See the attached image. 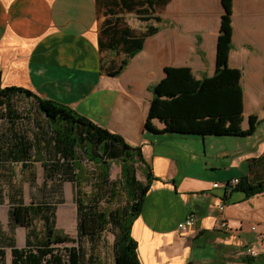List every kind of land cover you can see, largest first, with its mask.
Returning a JSON list of instances; mask_svg holds the SVG:
<instances>
[{"label": "crops", "instance_id": "1", "mask_svg": "<svg viewBox=\"0 0 264 264\" xmlns=\"http://www.w3.org/2000/svg\"><path fill=\"white\" fill-rule=\"evenodd\" d=\"M234 3L229 65L243 71V128L253 115L261 122L251 136L216 139L155 135L145 124L149 87L167 67H190L197 78L215 74L222 0H171L157 13L161 30L119 77L101 72L102 57L113 55L100 50L108 16L97 0H0L2 88H24L68 105L132 147L141 146L152 165L156 179L132 230L142 264H264V193L249 198L236 189L239 184L214 187L234 179L264 181V0ZM123 16L138 32L146 29L135 14ZM191 212L198 216L196 227L180 230ZM223 219L230 231L220 228ZM246 248L259 255L246 258Z\"/></svg>", "mask_w": 264, "mask_h": 264}, {"label": "trees", "instance_id": "2", "mask_svg": "<svg viewBox=\"0 0 264 264\" xmlns=\"http://www.w3.org/2000/svg\"><path fill=\"white\" fill-rule=\"evenodd\" d=\"M99 11L108 16L101 31V53H110L101 60V72L119 77L132 59L143 50L148 37L157 34L163 23L161 14L171 0H97ZM218 39L217 69L213 76L197 78L190 67H167L165 77L149 87L153 95L145 124L147 133L199 137H248L255 133L259 116L250 117V126L243 128V71L231 68L229 59L234 49V0H222ZM135 14L147 27L138 32L125 20ZM202 39L198 38V51ZM24 97L32 101L38 112L49 120L53 165L41 158L48 179L59 178L74 187L78 236L72 238L56 228L57 207L48 200L26 204L23 197H11L9 219L11 229L27 230L26 246L0 229V264L6 262V248L11 249L12 264H142L139 244L132 236L133 225L140 217L145 199L156 179L145 159L141 146L132 147L119 134L110 132L66 104L42 99L19 87L0 85V117L17 118L14 100ZM4 109V113L2 112ZM159 121L163 128H159ZM40 152V151H39ZM38 152V153H39ZM6 161L29 168L33 145L27 140L15 142L6 153ZM121 163V179L111 180L113 163ZM142 166L146 182L137 176ZM45 179L44 186H46ZM253 197L264 193V181L254 184L241 179L236 188ZM17 197V196H16ZM119 199L124 203L115 206ZM2 201H0L1 203ZM38 222L43 229L38 231ZM113 231L111 260L101 255L105 233ZM5 241H8L5 244ZM72 244L61 248L59 245Z\"/></svg>", "mask_w": 264, "mask_h": 264}, {"label": "rangeland", "instance_id": "3", "mask_svg": "<svg viewBox=\"0 0 264 264\" xmlns=\"http://www.w3.org/2000/svg\"><path fill=\"white\" fill-rule=\"evenodd\" d=\"M135 22L136 24L141 23L138 20ZM14 109L17 118L10 120L7 117H0V201H2L0 203V229L3 234L15 238L18 247L26 246L27 230L22 227L11 229L9 219V209L13 203L11 197L22 196L26 204H30L32 201L48 200L55 205L57 207L56 228L72 238H77L78 219L74 203V187L71 183L62 182L59 178L48 179L45 177V169L41 163L42 158L48 165H53V160L50 158L53 150L50 144L52 136L49 120L38 112L32 101L22 96L15 98ZM2 112L4 113V109ZM212 138L218 139L219 137ZM21 139L27 140L33 145L32 160L29 163V168L26 169H23L21 164L6 161L7 151ZM120 165V162L113 163L110 173L111 180L118 182L121 179ZM137 176L139 180L146 179L143 167L140 165ZM45 179H47L46 186H44ZM124 200V198H118L115 206L123 204ZM42 224V222H38V231L43 229ZM105 241L101 247V255L104 259L111 260L112 245L115 241L113 231L105 233ZM7 242L5 241V244ZM71 245L59 246L64 248ZM6 262L12 264V253L9 248H6Z\"/></svg>", "mask_w": 264, "mask_h": 264}, {"label": "built area", "instance_id": "4", "mask_svg": "<svg viewBox=\"0 0 264 264\" xmlns=\"http://www.w3.org/2000/svg\"><path fill=\"white\" fill-rule=\"evenodd\" d=\"M240 183V179H234L232 181H229L226 184H219L216 183L214 184L215 188L221 187V186H225V187H231V188H235L238 184ZM226 209V204L225 203H221L219 205V210L221 212H224ZM198 223V216L196 213L191 212L187 215V217L185 218V220L183 221V223L181 222L179 224V229L182 231H186L189 229H192L194 227H196ZM220 228L226 231H230V225L228 224L227 220H224L221 222ZM243 255L246 256V258H254L257 257L259 255V252L257 249L255 248H246L245 250H243Z\"/></svg>", "mask_w": 264, "mask_h": 264}]
</instances>
